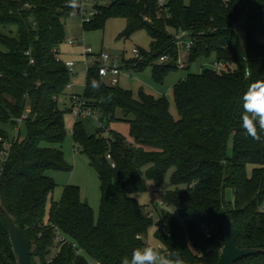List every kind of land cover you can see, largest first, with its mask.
Masks as SVG:
<instances>
[{"label": "trees", "instance_id": "1", "mask_svg": "<svg viewBox=\"0 0 264 264\" xmlns=\"http://www.w3.org/2000/svg\"><path fill=\"white\" fill-rule=\"evenodd\" d=\"M159 1L95 2L96 15L84 28L104 29L110 19L123 18L128 21L125 37L146 30L153 39L151 52H141L146 57L141 63L123 59L122 68L130 73L163 55L171 62L155 71L179 70L173 32L180 29L195 43L189 68L214 59L226 69L204 66L175 85L179 118L167 98L144 90L135 98L120 84L108 85L99 64L88 69L84 96L100 111L104 127L90 135L76 123L73 136L77 151L89 157L101 179L96 220L77 186H67L62 199L53 200L56 183L47 174L73 169L61 149L68 132L60 103L72 73L59 58L74 10L71 0H0V26L17 28L15 37L0 32V125L16 127L28 115L25 140H12L0 126V264H18L3 208L21 228L35 264H123L135 249L149 246L139 236L149 237L152 230L166 256L178 253L184 264H219L228 219L235 223L237 246L260 251L236 264H264V139L248 137L240 120L244 92L264 81L259 40L264 0H170L166 8ZM241 21L245 44L236 29ZM93 80L98 89L92 88ZM115 121L129 124V138L110 129ZM106 130L108 135H102ZM8 142L9 155L2 159ZM173 169L175 188L165 195L166 210L136 199L148 191L149 181L162 187ZM60 235L63 244L57 241Z\"/></svg>", "mask_w": 264, "mask_h": 264}, {"label": "rangeland", "instance_id": "2", "mask_svg": "<svg viewBox=\"0 0 264 264\" xmlns=\"http://www.w3.org/2000/svg\"><path fill=\"white\" fill-rule=\"evenodd\" d=\"M169 2L170 0H164ZM190 0H185L189 4ZM95 2L101 6H106L110 0H95L88 5V8H93ZM88 8L86 11L88 12ZM243 21V20H242ZM242 21L237 25L236 29L240 35L242 42L245 44L246 36L243 29ZM84 18L81 15L70 17L66 21V39L59 47V58L62 62L67 63L73 61L76 63L75 74L72 75L70 89H68L67 96L61 98V107L66 111V127L68 136L64 144L61 146L65 154L67 163L73 168L72 171H58L49 170L47 174L53 178L56 183V190L52 196L55 201H60L67 186H77L80 188L81 197L83 202L87 203L94 211L96 220L99 219L102 202V189L101 179L96 169L91 165L89 157L77 151L74 143L73 129L76 123H82L83 127L88 134H97V122L93 117H86L76 119L70 111L72 107V95H85L87 71L92 66L93 59H87L84 56V45L93 49L96 55L101 53H110L113 59H116L119 64H123V59L132 60L141 63L144 62L146 57L141 59L135 58L133 51L138 49L142 53L149 54L153 39L146 30H138L129 37H125L128 21L123 18L110 19L104 29H85ZM0 32L7 35L16 36V27H2ZM75 39L83 42V46L73 48L69 45V41ZM260 43L264 44V37H261ZM179 55L187 68H180L179 70H170L165 73L155 71V67L162 69L166 64L161 63L160 59L154 60L143 71L130 73L124 70L120 76V87L129 90L133 93L135 98H139L141 90L155 97H165L170 103L171 112L174 117L179 118L177 105L174 97V87L177 83L185 80L190 74H200L204 66L211 67L214 59L206 60L201 59L196 64L190 66L188 63L187 55L180 50ZM185 66V67H186ZM29 111L27 112V114ZM13 140L20 136L21 140H25L28 135L27 123H20L18 126L13 127L8 124L0 125ZM111 130L117 131L129 138V124L122 121H115L111 123ZM18 130L21 131L19 135ZM109 131H104L102 135H108ZM43 146L47 147L49 144L44 143ZM60 147V146H58ZM229 156L233 155V141L229 143ZM251 172V171H250ZM174 169L171 170L162 187H157L154 181H149L148 191L136 194L135 197L144 205H154L159 212L166 210V206L162 205L165 195L168 191L174 190L171 182ZM234 194L232 190L227 191V199L232 201ZM174 215L178 216L176 211H172ZM158 219V218H157ZM154 232L152 230L148 237L149 246L157 247L160 243L154 239Z\"/></svg>", "mask_w": 264, "mask_h": 264}, {"label": "built area", "instance_id": "3", "mask_svg": "<svg viewBox=\"0 0 264 264\" xmlns=\"http://www.w3.org/2000/svg\"><path fill=\"white\" fill-rule=\"evenodd\" d=\"M91 3H92L91 0H80L78 5L74 7V10L71 13V17L75 15H81L85 20L84 23L91 22L92 19L96 15L94 6L91 9L88 8V5ZM166 3L167 2H165L164 0L159 1V5L161 8H166ZM86 8H88V12L86 11ZM173 39L176 42V45L179 47V49L183 51L188 57L195 45L194 40L191 37L190 33L183 29L174 31ZM68 43L73 47L83 46V42L79 40H75V39L70 40ZM83 47H84V56L87 59L89 58L93 59L92 66H90L89 68L93 67L96 64H99L98 71L100 73V76L106 81L108 85L112 87H117L120 84V81H119L120 76L124 71L122 68L123 64L122 63L119 64L116 59H113L110 53L105 52V53H101L100 55H96L92 48L86 47L85 45ZM133 54L136 59L142 58V53L138 49H135L133 51ZM160 61L161 63L166 64L171 61V56L163 55L160 58ZM178 64L181 68H185L186 66V64L182 62L180 56H179ZM66 66L69 68L72 75H74L76 63L73 61H70L66 63ZM212 67L215 70H224L226 69V64L215 62L213 63ZM68 89H70V86ZM71 100H72V114L76 117V119L79 120V119L86 118V117H93L97 122V127H98L97 129L98 130L103 129L104 126H103L100 111L96 108H93L91 105H89V102L84 95H78V94L72 95ZM27 119H28V115H24L18 121V123L19 124L23 123ZM11 146H12L11 142L5 143V150L1 152L2 159H6L8 157ZM108 159H111V156H109ZM113 167H115V165ZM161 204L164 206L166 205L165 201H162ZM151 215L153 216V214ZM139 239L148 241V237H145V236H139ZM57 241L59 244H63L66 242V239L60 235L58 236ZM157 248L160 250V254L162 256H166L165 249L163 248L161 244L158 245Z\"/></svg>", "mask_w": 264, "mask_h": 264}, {"label": "clouds", "instance_id": "4", "mask_svg": "<svg viewBox=\"0 0 264 264\" xmlns=\"http://www.w3.org/2000/svg\"><path fill=\"white\" fill-rule=\"evenodd\" d=\"M78 0H71L70 6L76 7ZM92 88L98 89L99 83L92 81ZM241 127L245 134L256 142H262L264 133V81H255L249 85L242 96ZM123 264H184V260L177 253L162 256L160 250L154 246L137 248L132 252L130 260Z\"/></svg>", "mask_w": 264, "mask_h": 264}, {"label": "water", "instance_id": "5", "mask_svg": "<svg viewBox=\"0 0 264 264\" xmlns=\"http://www.w3.org/2000/svg\"><path fill=\"white\" fill-rule=\"evenodd\" d=\"M3 211L9 223L11 239L18 258V264H35L32 259L30 246L15 218L5 208H3ZM259 252V250L255 249H240L237 246L235 223L228 219L224 230V247L219 264H236Z\"/></svg>", "mask_w": 264, "mask_h": 264}, {"label": "crops", "instance_id": "6", "mask_svg": "<svg viewBox=\"0 0 264 264\" xmlns=\"http://www.w3.org/2000/svg\"><path fill=\"white\" fill-rule=\"evenodd\" d=\"M109 3H110V2H109ZM109 3H108V4H109ZM108 4H107V5H108ZM69 45H70V44H69ZM70 46H71V45H70ZM71 47H73V46H71ZM73 48H78V47H73Z\"/></svg>", "mask_w": 264, "mask_h": 264}]
</instances>
